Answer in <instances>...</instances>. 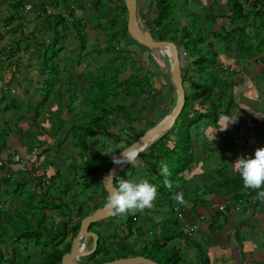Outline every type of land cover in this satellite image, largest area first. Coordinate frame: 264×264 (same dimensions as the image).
I'll use <instances>...</instances> for the list:
<instances>
[{
  "label": "trees",
  "instance_id": "obj_1",
  "mask_svg": "<svg viewBox=\"0 0 264 264\" xmlns=\"http://www.w3.org/2000/svg\"><path fill=\"white\" fill-rule=\"evenodd\" d=\"M54 1L60 4L61 1L64 3L67 0ZM110 2L115 4L116 9L124 12L123 17L110 16L108 20L104 21L105 25L102 27V30H104V35L106 36V43L96 48V52L98 54L104 52L107 55V62L99 70H95L92 73L87 68L82 72H78L76 67L80 64L79 56L73 59L74 64L69 71L60 69L57 64L58 62L53 61L62 50L57 45L63 39V35L61 34L63 31H70L71 28L74 29V33L79 40V46L76 51L77 55H80V52L85 49L87 42L85 22L76 16V10L78 9L87 15L84 1L73 0L71 3H65L62 6L61 12L58 11L53 14L55 22L49 28V30L51 28L54 30L51 35V43L49 44V42L45 41L38 42L41 51L39 56L40 68L38 69L41 72V76H44V79L41 82H37L39 83L37 86L34 85L35 82L32 76L24 75V83L17 81V84L23 90L22 93L27 98L26 105L28 106V110L34 113L32 121L26 123V128H23L20 122V118L23 115L17 112L24 105L19 102L17 97L9 96L8 89H5L7 88V83L0 80V114L2 112L9 113L5 118L0 120V140L2 141L0 151L2 152L5 149L4 147L9 143V145H12L16 149L14 152L16 153L17 151L20 156V161L16 162L17 164L11 163L8 155H5L7 149L10 147L6 148L0 155H4L9 161L4 166L6 168H0V264H37L35 262L37 258L31 256L34 252H28L29 247L32 248L34 246L41 248L40 252L43 258L40 264H61V257L65 252L69 251L71 241L78 230L80 219L102 204V200L96 201L94 191L100 187L102 192L97 195V198L100 196L102 198L106 197V191L101 184V174L110 167L112 159L109 155L105 156L102 153L104 151L103 144L112 139L116 143L122 141L120 140L122 133L114 134L109 130H113V127L116 126L119 132H125L126 130L135 132V125L131 123V120L135 121L137 119L130 117L129 114L135 110V102L141 101L143 102L141 106L145 107L144 103L150 98L149 95H144L145 93H150L154 85L147 66L144 62H138L141 59L140 57H131L130 52L119 48L120 38L129 43L128 45L130 46H135L136 44L146 48V46L139 44L126 34L127 13L123 0H96L93 3L97 11L95 17L99 21L104 18ZM199 3L201 11H203L202 14L197 10H193L188 0H152L153 9L149 11L151 15L147 18L144 16L147 19H145V22L149 21V24H151L150 28H153L151 30L153 36L157 39L173 41L177 47L180 46V49L178 48L180 50L179 54H182L183 43L191 45V52L189 54L187 53V48L183 50L186 52V60H188L185 68L188 72L182 73L183 83L184 79H188L195 84L194 73H191L193 74L191 75L189 69L194 70V72L199 71L200 74H195L197 76L196 85H194L191 92L189 91V95L186 94L185 89V103L173 126L159 138L153 140L145 150L139 152L135 164H126L114 178V184L117 187L120 175H128L129 172L133 173L137 170L145 171L140 179H147L158 189V195L154 202L156 204H166L169 208V217L172 215V218L178 221V224H175V226H169L171 229L160 226L159 231L155 232V235H158L159 239L162 238L164 241L160 243L157 238L153 239L155 243L152 246L153 255L141 253L146 257L154 259L159 264H184L182 257L184 248L179 243L168 245L169 241L173 240L170 238L177 237L194 248L195 264H209L208 255L203 247L188 236L189 234L186 233L183 225L180 226L179 223L181 221L179 222L177 218L172 197L186 181V172L190 173L192 170V127L198 126L197 123L203 118H205L206 122L211 119L214 125L219 127L218 120L223 113L220 114L218 109L222 108V99L228 93L225 88L224 91L216 90L217 86H215V82L218 79H221L225 83L223 80L225 73L218 62L219 52L214 47V43L210 40V37L224 43L227 47L233 41L238 46L239 52L245 56L253 55L250 49L243 50L245 38L248 36L244 34L239 35L244 30L242 24L249 18V15L246 13L245 4L241 0H226L229 11L227 15L224 12L217 14L213 13V10L209 11L211 6L208 4V0H203ZM46 5L43 2L38 12L47 13L48 10L45 9ZM76 6L78 7L76 8ZM24 10L27 9L23 5L19 10L16 8L14 12V7L11 4L10 12L3 20L4 26L7 27L11 22L20 20L15 26L10 28L16 31L19 26V30L22 31L18 40L15 41L16 44L22 40L25 26L24 18L29 14V12L24 14ZM38 12L36 13L38 14ZM65 12L72 19H66ZM219 17L227 18V23L224 21L217 22ZM59 26L62 27L60 30H58ZM238 32L240 33L238 34ZM45 33L47 32L45 31ZM10 50L11 47L6 50V53ZM113 64L115 65L114 68ZM122 66L127 68L126 74L121 71ZM163 76L166 80L171 81L169 75L164 74ZM77 78L79 80H76ZM204 80L205 83L203 84ZM208 80H210L209 83ZM76 81H80L83 87L77 86ZM8 82L10 83L11 80ZM13 82L14 84L16 83V81ZM33 97L36 102L32 104L31 99ZM77 99L81 100L80 104L75 103ZM124 99L129 100V103L125 104ZM208 99H210V102H208ZM168 101L167 99L165 102L167 105L175 102L174 99L173 102ZM82 102L84 103L83 107H81ZM195 103L200 104V106H196ZM205 103L209 104L208 107L201 106V104ZM46 105H48L47 113L54 116L51 125L54 130V137L57 139L54 145L46 140H40L43 132L38 129L39 123L37 119L40 109ZM171 108L167 106V111L163 115H167ZM226 113L227 109L225 110ZM16 114L18 118L15 116ZM71 114L74 115L71 116ZM7 117H9L8 120ZM115 119H118V121L116 122ZM205 121L203 120V122ZM152 125H155V123H152L151 127ZM110 126L111 129H109ZM199 127H202L201 123H199ZM34 128H37L38 131H34ZM143 133L144 130L138 131L135 135L133 134L128 139H124L123 147L121 145L112 146L111 152L117 154V152L130 145ZM99 137L100 141L98 140ZM70 142L71 150L66 155L69 160L67 159L68 162L65 161L67 162V170L64 171L60 165H54L53 160L47 159V155L45 154L55 151V149L59 150L63 143L70 144ZM99 144L100 148L97 150L96 146ZM34 152L35 160L44 156V159L49 161L48 164L52 168L53 166L56 167V174H46L45 169L42 167L39 173L37 171L39 165L35 167L34 161L29 166L27 160L32 157ZM26 153L28 156L25 158ZM75 153L78 159L74 157ZM163 163H166L171 171V176L167 178L173 184L171 190L164 185L165 177L161 173L158 174ZM63 164L65 165V163ZM26 170L31 172V175H29L30 179L28 178L29 183L21 178L26 173ZM15 174H19V177L14 178ZM53 175L65 179L64 181L67 185L72 186V190H74L73 186L78 184L77 180L82 179L84 186L80 190L83 192L86 189L91 190L88 193L89 200L87 199V201L94 203V206L91 208V211L85 212L86 210L83 209L81 202H79V206L71 210V212L75 213L76 220L72 218L73 221L69 219L68 222H65L63 217L65 210L60 208L61 220L59 219L57 224H55L51 216L50 220L53 226L52 229H49L47 226L48 222L46 224L44 221L49 217V215L45 217V208H47L49 199L51 200L55 196L54 192H49L47 187L44 191H42V188L45 183H48V185L53 184ZM155 178L156 181H152ZM157 180H160V182L157 183ZM175 181L177 182L175 183ZM204 186L208 190V186L205 184ZM201 187L197 186L193 188V191L195 192L194 194L203 197L207 192L201 193ZM184 192L185 194L190 193L186 189H184ZM8 194L10 196L17 195L22 204L16 203L12 205L7 198ZM59 194L58 199L60 200L65 193L61 192ZM36 202L41 205L38 206ZM56 208L59 207L56 206ZM67 211L69 210L67 209ZM137 213L134 215L128 214L125 217V222L123 221V217L113 215L111 216L112 218L108 219L113 221V223L118 220L119 224H126V227L129 229ZM180 214L182 215L183 212ZM34 218H37V220L43 219L44 223L37 226V224L32 223ZM181 219L184 222H188V218L186 219L185 216H182ZM106 220L99 221V224L95 226H100ZM91 227H93V223L90 224L89 229ZM115 228L116 225L105 227L108 231ZM91 230L97 232L94 229ZM69 234L72 239L66 241V237ZM98 234V247L89 256L90 264L97 263V260L93 256L98 251L100 237L103 238L100 233ZM116 250L115 255L107 254V260L129 255L124 254L123 249ZM142 250H146V247H143ZM191 263V260L185 262V264Z\"/></svg>",
  "mask_w": 264,
  "mask_h": 264
},
{
  "label": "crops",
  "instance_id": "obj_2",
  "mask_svg": "<svg viewBox=\"0 0 264 264\" xmlns=\"http://www.w3.org/2000/svg\"><path fill=\"white\" fill-rule=\"evenodd\" d=\"M3 1L6 0H0V3ZM11 1L17 0H7V2ZM20 1H24L25 9H27L26 4H31L27 10L33 9L34 12H38L43 2H50L51 0ZM67 1L71 3L73 0ZM150 1L152 2V0ZM241 1L245 4L249 18L242 24V28H244L242 33L238 32V34L249 37L245 38L243 50L250 49L253 55L245 56L239 52L238 46L233 41L227 47L224 43L210 37L214 47L219 52V65L222 67L225 77H229L232 81L230 92L223 97L225 103L222 109L223 111L227 109V113H223L218 120L219 127H216L211 119L206 122L205 118L197 123L198 126L192 127V170L190 173L186 172V181L182 187L178 186L177 191L183 193L187 203L181 205L173 199L177 218L179 222H182L179 223L180 226L183 225L186 233L189 234L188 236L203 247L208 255L209 264H264V200L259 199L257 195L259 191H264V188H245L240 173L235 170V161L238 158L253 157L257 148L264 147V0ZM143 2L145 3L146 0ZM221 2H225V0H208V4L211 6L209 11L213 10V13L217 14L224 12L221 10L223 9ZM137 4H140V0H137ZM152 9L153 6L149 11ZM76 16L85 22L84 25L88 24L86 18L88 19L89 15L83 14L80 9L76 10ZM66 17L69 20L71 18L69 15ZM3 18L5 17L0 14L2 26H4ZM222 19L224 18L219 17L217 22L224 21L227 23V18ZM16 23L17 20L11 22L10 25L15 26ZM6 27H3L2 32L8 30V28L5 29ZM13 31L9 30L10 33ZM65 33L75 34L73 28ZM6 50L4 48L3 52ZM6 55L11 56L13 53H6ZM180 55L182 73L184 74L187 71L185 69L186 54L182 50ZM183 60L186 61L185 65H183ZM185 81L191 83L188 79H184ZM168 82H163L165 88H169ZM193 87L188 90L191 92ZM156 95L157 93L148 102L150 106L156 105ZM172 96L174 94L169 92L164 95L162 101L166 102L167 99H171L172 102ZM195 105L200 106L198 103ZM208 105V103L201 104L203 107H208ZM236 115H238L236 123H230L227 130H219L225 125L227 119L235 118ZM199 123L202 124L201 128ZM27 156L26 153L25 158ZM204 184L208 186V190L205 189ZM197 186H202L201 193L206 191L207 194L203 197L194 194L193 188ZM184 189L190 193L185 194ZM181 212H183L182 215ZM169 214V208L166 204L154 202L153 208L135 215L134 222L129 229L125 226L126 224H119L118 220L113 223L108 219L100 226H96V231L104 239H111L109 236L126 227V234H129L127 238L129 239L134 232H136V237L132 238V242L126 243L127 245L130 244L128 246L123 241L124 243L117 247L118 250H142L140 246L144 247V244L140 243H143L145 239L143 232L152 231L148 222H155L153 226L156 233L160 226L178 224V221H175L172 216L169 217ZM182 216L188 218V222L182 221ZM194 222H196L197 227L194 230H188L189 224ZM113 224L116 225L115 229L110 231L105 229L106 226H113ZM120 236L125 235L120 233ZM172 243L169 241L168 245H172ZM177 243L184 248L182 253L184 264L190 259H195L193 247L187 245L180 238ZM32 255L35 257L34 253Z\"/></svg>",
  "mask_w": 264,
  "mask_h": 264
},
{
  "label": "rangeland",
  "instance_id": "obj_3",
  "mask_svg": "<svg viewBox=\"0 0 264 264\" xmlns=\"http://www.w3.org/2000/svg\"><path fill=\"white\" fill-rule=\"evenodd\" d=\"M14 1V0H13ZM96 0H84V8L85 11L87 12V15H89L88 19L86 18V22L88 20V24L85 25V32L87 34V42H86V47L83 51L80 52V55H77L76 51H77V47L79 46V40L78 37H76L75 34L71 35L70 33H65L63 31V36H62V40L58 43L57 46H60L62 48V50L60 51L59 55L57 56V58H54V62H58V66L60 69L63 70H70V68L72 67V65L74 64L73 59L74 58H78L79 56V62L80 64L76 67V69L78 70V72H82L84 71L86 68L87 70L92 73L95 72V70H99L101 67H103L104 64H106L107 62V55L104 52H101L100 54H98L96 52V48H98L99 46L103 45L104 43H106V36L104 35V30H102V27H104L105 23L104 21L108 20L110 18V16H116L119 18L122 16L123 17V13L121 10L116 9L115 8V4L113 2H110L105 16L104 18H102L100 21L98 19H96V8L94 7L95 5L93 4ZM190 1V7L193 10H197L198 12H200L202 14L203 11H201V7H199V1L198 0H188ZM46 5V10L47 13H42V12H38V14L36 12H34L33 9H30V11L28 10H24V14L29 12V14H27L24 18V22H25V26L23 29V37L20 43L16 44L15 41L18 40V37L20 36V33L22 31L19 30L18 27V31H13V33H10L9 30H11L10 28L13 25H8V27H6L5 29L8 30L7 31H3L2 29L4 26H2V20H0V80H3L5 83H7V88L9 91V96L10 97H17L19 102H21L24 107L21 108L19 111H17L18 113L22 114L23 117L21 116L20 118V122L23 126V128L27 127V122L32 121L33 117H34V113L33 111H29L28 110V106L26 105V96H24L23 90L21 89V86L19 84H17V81L20 82H25V76L24 75H28V76H32L34 79V85L37 86L39 85V83L37 82H41L44 79V76H41V72L39 71L38 68H40V63H39V56L41 54L38 42L41 41H45V42H49V44L51 43L52 40V33L54 32V30L51 28L49 30V28L51 26L54 25V16L53 14L56 12H61L62 10V6L65 3H68V1L64 2L63 1L60 4H57L54 0H51L50 2H45ZM9 4V6H8ZM12 4V6L14 7V12L15 9L18 8V10L24 5V1H14V2H7L3 1V3H0V14L2 16H6L7 12L10 11V5ZM31 4H26L27 9L30 8ZM137 13H138V19L139 21L142 23V25L144 26V28H146L147 30L151 31L153 28L151 27V24H149L148 22H145L147 19V17H149L151 15V13L149 12V9L153 6L152 2L150 0H147L145 3L143 2V0H140V4H137ZM33 6V5H32ZM9 7V9H8ZM78 6H76L77 8ZM221 7L223 8V11L226 13V15L229 13L228 11V5L225 2H221ZM217 9V7H216ZM64 10V9H63ZM211 10V9H210ZM40 11V10H39ZM42 13V14H39ZM64 15L68 16L69 14L67 12L64 13ZM146 18H145V17ZM146 19V20H145ZM4 20V18H3ZM222 20H225L222 19ZM20 20H17V23ZM22 22V21H21ZM33 22V23H32ZM16 23V24H17ZM99 24V26H97ZM59 28L61 29L62 27L59 26ZM45 31L47 33H45ZM49 31V32H48ZM127 34V32H126ZM73 36H75L74 38H72ZM128 36V34H127ZM129 37V36H128ZM130 38V37H129ZM249 38V37H248ZM108 40V39H107ZM129 43H126L125 40H123L122 38H120L119 40V48L122 49L123 51H127L130 52V56L131 57H140L141 59L138 60V62H144V64L147 66L148 70H149V74L152 77V80L154 82L153 85V90L150 93H145V96L149 95V99L147 100V102H145V107L141 106V101L139 102H135V110L132 111L129 115L130 117H135L137 120L133 121L131 120V123L133 125H135V132H131L126 130L125 132H119L117 127L114 126L113 130H109L111 133L114 134H118V133H122L121 139L122 141L116 143L113 139L109 142H105L103 145V152L106 151H111L112 146L116 145V146H120L124 143V139H128L129 136L131 135H135V133H137L138 131H142V130H147L148 128L151 127L152 123H157L159 122L161 119H163V114L165 113V111H167V106L168 108H173L175 102L173 104H168L164 103V95H167L169 92L170 94H174V96H172V98L174 100H176V94L174 93L175 91H173V87H172V83L171 81L168 82V80L165 79V77L163 76L164 74H167V76L169 75V58L167 56V54L165 53V51H159V50H155V49H149V48H143L140 47L138 45L135 44L130 46L128 45ZM185 46V48H184ZM9 47H11V50L8 53H13V55L11 56H7L6 52L4 51V48L8 49ZM180 49V46L178 47ZM186 48L188 49V54L191 52V45L187 44V43H183V50H186ZM15 49L13 52L12 50ZM79 50V48H78ZM180 51V50H179ZM183 53L186 54V52L183 51ZM181 56V55H180ZM187 56V54H186ZM188 61V60H187ZM127 62V61H125ZM185 62V63H184ZM186 64V61L183 60V65ZM113 68L115 67V65H112ZM123 67V66H122ZM121 71L126 74L127 72V68L123 67L121 68ZM188 72V70L186 71ZM190 74L194 73L193 78L197 79V76L195 74H200L199 71L194 72V70L189 69ZM189 75V73H187ZM193 75V74H191ZM170 76V75H169ZM199 77V76H198ZM79 78V77H78ZM76 80H79V79ZM169 78V77H168ZM208 78V77H206ZM205 78V79H206ZM171 79V78H170ZM11 80V82L9 83L8 81ZM223 80L225 81V83L221 80L218 79L215 83V86H217L216 90H222L224 91V88L226 89L227 92H230L231 89V84L232 81L230 80L229 77H224ZM13 81H16V83L14 84ZM166 81L169 83V88H165L163 86V82ZM202 82V79H201ZM210 82V80H208V83ZM76 83L78 84L77 86H79L80 88L83 87L82 83L80 81H76ZM205 83V80L203 82V84ZM196 85V80H195V84L194 82L189 83L188 81L184 82V86L186 89V94L189 95L190 92L189 90H191L192 86ZM65 88V86H64ZM189 89V90H188ZM221 91V92H222ZM18 92V93H17ZM156 95V105L155 106H150L148 104V102L152 99V97ZM78 98V97H77ZM172 99V102H173ZM169 100V99H168ZM32 104L36 102L35 98L33 97L31 99ZM81 100L77 99V104H80ZM118 101H120L118 99ZM171 102V100H169ZM168 101V102H169ZM124 103L128 104L129 100L124 99ZM225 100L222 99V107L224 106ZM48 105H46L44 108L40 109V114L39 117L37 119V122L39 123L38 129L43 132L42 136H40V140H46L49 143H51L52 145L56 144V137H54V130L51 127L54 116L53 114H48L47 113V107ZM84 106V103L82 102V106ZM161 106H164L163 108ZM80 107V108H81ZM171 108V109H172ZM171 111V110H170ZM218 112L220 114L225 113V111H223L222 108L218 109ZM9 113L8 112H2L0 114V120L5 118ZM74 114H71V116H73ZM18 118V115H15ZM9 119V117H7V120ZM115 121L117 122L118 119H115ZM14 123V122H13ZM127 124V123H125ZM153 126V125H152ZM111 129V126L110 128ZM34 131H38L37 128L33 129ZM4 136V135H2ZM113 136V135H112ZM100 141V137L98 139ZM69 141V140H68ZM0 144H2V141L0 140ZM67 146H69L68 148H66ZM70 146H71V142L69 143H63L62 147L57 150L55 149V151L52 152H47L45 155H47V159L49 160H53L54 165H60L62 167V169L65 171L66 169V163L68 162L69 158H67L66 155L69 154L70 152ZM100 144L98 146H96V149L99 150ZM12 148L13 150H16L12 145H9V143L4 147L6 148ZM4 149V150H5ZM4 150L1 152L0 151V155L4 152ZM17 153V151H16ZM35 152L33 153L32 157L27 160L29 166L30 163H32V161H34V166L38 168H40V170L37 171L40 173L41 172V167L45 169L46 174H56V167L49 165L48 164V160L44 159V156L39 158L38 160H35ZM108 156V155H105ZM74 157L76 159H78V156L76 155V153L74 154ZM74 158V159H75ZM68 159V160H67ZM106 159V158H105ZM104 159V161H105ZM67 161V162H65ZM51 163V162H50ZM65 163V165L63 164ZM17 164V163H16ZM138 171V173H137ZM136 172H129V174L127 175H120V178L118 179V182L121 178L123 179H135L137 181L140 180V177L142 175H144L145 171L142 170H137ZM142 171V172H141ZM160 173V171H158V174ZM31 172L26 170V173L21 176V178L23 180L28 181V178L30 179ZM19 177V174H15L14 178ZM49 178V177H48ZM53 179V184L48 185V183H45L42 191H44L47 187V189L49 190V192H54V196L53 198H51V200L49 199V202L47 204V208H45V217H49L46 218L44 221L47 224L48 222V227L49 229H52V221L50 220V217L52 216L55 224H57V222L59 221V219L61 220L62 215L60 214V208H63V210H65L63 217L65 219V222H68V220L70 219V221L72 220V218H74V220H76L75 217V213L71 212L72 209H76L79 206V202H81L82 207L84 210H86L85 212L91 211V208H93V204L94 203H90L87 201V199L89 200V196L88 193L91 192L90 189H86L85 192L81 191L80 189L84 186L83 185V180L79 179L77 180L78 184L73 186L74 190H72V186L67 185V183L64 181L65 179H63L60 176H56L53 175L52 177ZM152 181H156V178L153 179ZM117 182V181H116ZM160 180H157V183H159ZM177 181H175L176 183ZM48 185V186H47ZM64 190V191H61ZM80 191V192H79ZM65 193L62 196V199H58L59 197V193ZM102 190L99 187L97 190L94 191V194L96 196V201H101L102 203L105 201V198L103 197H98V194H101ZM78 193V194H77ZM39 197V196H38ZM8 200L10 201V203L12 205L14 204H22L20 203L19 197L17 195L14 196H10V194L7 195ZM7 201V200H6ZM8 203V202H7ZM185 203H187L185 201ZM37 204V202H36ZM38 206H40L41 204H37ZM56 206H58L59 208H56ZM153 208V207H152ZM67 209L69 211H67ZM93 211V210H92ZM63 212V211H62ZM71 212V213H70ZM59 214V216H58ZM170 215V214H169ZM172 216V215H171ZM112 218V217H111ZM37 218H34V221L32 222L33 224H40L42 225L43 219H39L37 221ZM73 221V220H72ZM117 221V220H116ZM115 221V222H116ZM123 221L125 222V217H123ZM98 222L93 223V229L96 228L95 225H98ZM166 224H168L166 222ZM114 225V224H113ZM125 225V224H122ZM148 225H150L152 227V231L150 230L148 233L143 232L145 235V239L143 241V243L140 244H144V247H146V250H140V249H133L134 251H128L124 249V254H129L128 256H131L132 252L137 254L143 253L145 255H153V249L152 246L155 244L153 239H158L160 241V243L163 241V239H159L158 235H155V227L153 226L152 222H148ZM126 226V225H125ZM164 228L167 229H171V227H169L168 225H166ZM126 230L127 228H121L118 233L115 232L111 237V239H103L100 237L99 239V248L96 254H94L93 258H95L97 260V262H102L103 260H107V254L108 255H115V251H117L116 249H118L117 247L124 243H129L132 242V238L136 237V232L132 233L130 236V238L128 239L127 237H129V234H126ZM125 235V236H120V233ZM197 235V231L195 232ZM159 234V233H158ZM169 237V236H168ZM144 238V237H143ZM66 241H70L71 239V235H67L66 237ZM173 239L171 240V242H173L172 244H176L179 239L177 238H170ZM124 241V242H123ZM127 245V244H126ZM130 245V244H128ZM127 245V246H128ZM91 246V240H87V242L85 243L86 248H89ZM98 247V245H97ZM140 248L142 249L143 246H140ZM115 249V250H113ZM41 248L39 246H34V247H29L28 252L30 253V251L34 252L35 257L33 258H37L35 260V262L37 264H40L43 255H41L40 252ZM148 252V253H146ZM33 256V255H31ZM39 257V258H38ZM191 260V264H195L196 260L195 259H190ZM83 262V264H90L89 258H83L81 260Z\"/></svg>",
  "mask_w": 264,
  "mask_h": 264
},
{
  "label": "water",
  "instance_id": "obj_4",
  "mask_svg": "<svg viewBox=\"0 0 264 264\" xmlns=\"http://www.w3.org/2000/svg\"><path fill=\"white\" fill-rule=\"evenodd\" d=\"M126 13V32L130 38L149 49L164 50L170 62L169 72L171 82L176 94V100L171 111L152 127L144 131L130 145L124 147L129 152L139 153L145 150L152 142L151 138L162 135L169 130L174 124L175 119L180 114L185 103V88L181 71V59L177 45L171 40L157 39L151 31L144 28L138 19L137 0H123ZM151 140V141H150ZM121 152H117L116 156H121ZM111 163L110 167L101 174V184L106 191L105 201L95 208L91 213L85 215L79 221V227L76 235L73 237L69 251L65 252L61 257V264H83V258L89 257L97 248L99 234L89 229L90 224L105 220L112 216L111 209L108 206V197L111 191L116 187L114 178L118 172L126 165ZM91 239V246L84 247L87 240ZM93 264H159L152 258L144 255H131L118 257L112 260H106Z\"/></svg>",
  "mask_w": 264,
  "mask_h": 264
},
{
  "label": "clouds",
  "instance_id": "obj_5",
  "mask_svg": "<svg viewBox=\"0 0 264 264\" xmlns=\"http://www.w3.org/2000/svg\"><path fill=\"white\" fill-rule=\"evenodd\" d=\"M180 55V54H179ZM238 121V115L235 118L227 119L225 125L219 130H227L229 124ZM215 133V132H214ZM215 139V135H214ZM213 139V140H214ZM123 147V145H121ZM121 156H116L111 151L102 152L109 155L114 164L135 163L138 153H129L126 149L120 151ZM116 153V152H115ZM235 170L238 171L243 179L245 188L261 189L264 188V147L257 148L253 157H240L235 161ZM165 177L164 185L169 190L172 189V182L167 179L171 176V171L166 163H163L159 169ZM158 195V189L147 179H123L118 182V186L111 191L108 197V206L111 214L118 217H126L128 214L137 212L143 213L146 209H151ZM258 198L264 200V191L258 192ZM178 204H185L182 192H177L172 197Z\"/></svg>",
  "mask_w": 264,
  "mask_h": 264
},
{
  "label": "built area",
  "instance_id": "obj_6",
  "mask_svg": "<svg viewBox=\"0 0 264 264\" xmlns=\"http://www.w3.org/2000/svg\"><path fill=\"white\" fill-rule=\"evenodd\" d=\"M5 155H8V159L11 160V163H16V162H19V161H20V156H19V154H18V153H15L14 150H13L12 148L7 149ZM8 162H9V161L7 160L6 157H4V155H3V156H0V168H2V167H3V168H6V167H4V166H5ZM200 219H201V217H200ZM196 227H197L196 222L191 223V224H189V226H188V230H190V231H191V230H194Z\"/></svg>",
  "mask_w": 264,
  "mask_h": 264
},
{
  "label": "bare ground",
  "instance_id": "obj_7",
  "mask_svg": "<svg viewBox=\"0 0 264 264\" xmlns=\"http://www.w3.org/2000/svg\"><path fill=\"white\" fill-rule=\"evenodd\" d=\"M162 51H164V50H162ZM169 67H170V64H169ZM169 75H170V72H169ZM171 83H172V82H171ZM172 85H173V84H172ZM173 88H174V87H173ZM174 122H175V121H174ZM172 126H173V125H172ZM167 131H168V130H167ZM164 133H165V132H164ZM164 133H163V134H164ZM163 134H162V135H163ZM160 136H161V135H159V136H154L153 138H151V140H152V139L155 140V139L159 138ZM151 140H150V141H151ZM153 140H152V141H153ZM125 166H126V165H125ZM125 166H124V167H125ZM124 167H123V168H124ZM123 168H122V169H123ZM122 169H121V170H122ZM121 170H120V171H121ZM120 171H119V172H120ZM119 172H118V173H119ZM110 217H111V216H110ZM110 217H108V218H110ZM108 218H106V219H108ZM106 219H105V220H106Z\"/></svg>",
  "mask_w": 264,
  "mask_h": 264
},
{
  "label": "flooded vegetation",
  "instance_id": "obj_8",
  "mask_svg": "<svg viewBox=\"0 0 264 264\" xmlns=\"http://www.w3.org/2000/svg\"><path fill=\"white\" fill-rule=\"evenodd\" d=\"M91 229H93V228L91 227L90 230H91ZM94 230H96V228H94ZM91 231H92V230H91ZM71 239H72V238H71ZM90 240H91V239H90ZM93 253H94V252H93ZM93 253H92V254H93ZM87 258H89V257H87Z\"/></svg>",
  "mask_w": 264,
  "mask_h": 264
}]
</instances>
